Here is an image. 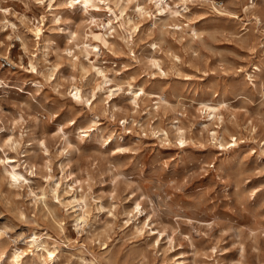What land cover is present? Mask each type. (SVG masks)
Segmentation results:
<instances>
[{"label": "rangeland", "instance_id": "obj_1", "mask_svg": "<svg viewBox=\"0 0 264 264\" xmlns=\"http://www.w3.org/2000/svg\"><path fill=\"white\" fill-rule=\"evenodd\" d=\"M23 1L4 5L43 18V32L16 18V33L0 32V158L28 178L16 188L0 164L1 248L16 239L20 264H46L25 243L36 233L55 251L47 264H264V0H165L108 33L81 9L60 5L57 23ZM84 43L101 47L88 56ZM130 82L166 101L136 107ZM201 100L223 102L222 120Z\"/></svg>", "mask_w": 264, "mask_h": 264}, {"label": "bare ground", "instance_id": "obj_2", "mask_svg": "<svg viewBox=\"0 0 264 264\" xmlns=\"http://www.w3.org/2000/svg\"><path fill=\"white\" fill-rule=\"evenodd\" d=\"M9 1H11L13 3V2H18L19 0H0V32H1V34L2 33L3 34L7 33V32L8 33H16L18 31L19 26L17 25V23L15 21H13V19H15V18L19 19L20 22L23 23V24H25L27 22L32 23L31 19L28 18V16H25L24 14H22L19 17L18 13L16 12V10L11 7L12 4L4 5L5 3H8ZM33 1H35L40 6H43L47 10V12H50V14L53 16V19L57 23H60L62 21V17H61V15H59L60 13L56 12L60 5H63L64 9H67V11H69V10L74 11V10H77V9H81L85 14H87L89 16V19L91 20V22L93 24H95L96 26H99L100 28L105 29L106 33H108L109 29H115V28H117V26L121 27V30L123 28L125 31H131V30H128V28H127V26H129L131 24V21H133L131 19V15L128 14V10H130V9H133L134 11H136L139 16L145 17L146 15H150L151 14L149 8H152L153 6H155L158 9V11H160V12L165 11L166 8L170 6V3L168 1H165V0H156L155 1V5L152 4V1H154V0H150V4H147V0H33ZM189 1L190 0H182L183 4L185 5V8H187V3ZM21 2H24V1L21 0ZM94 9L99 10V12L98 13H94L93 12ZM105 13L111 14V15H109L107 17V19H108L107 22H104V21L101 20V16L104 15ZM132 17H133V15H132ZM42 22H43V18H42L41 21L37 20L36 23L33 22L32 23V25H33L32 28L28 29V30H30V32H32L37 37V39H39L41 37L42 32H43L42 25H41ZM177 25H178V23H177ZM198 31L199 30L193 29L194 35L198 36L199 35ZM70 33H71L73 39L77 38L78 35H79V33H77V31H71ZM92 35L94 36V39H96L97 41H101V37H100L101 34L93 33ZM130 35H132V34H130ZM7 36H8L7 38H9V35H7ZM89 36H90L89 33H87L85 35V37H87V38ZM125 39H126V37H125ZM21 40H22V38H21ZM102 40H103V42L106 41V39L104 37L102 38ZM3 45H4V42L0 41V47L3 46ZM92 47L95 48V49H100L101 46L98 43H96L94 45H92V44L88 45L87 43H84L83 48H84V50H85V52L87 53L88 56H90V54L92 52L89 48H92ZM70 52H72V51L70 50ZM70 55H71V53H70ZM73 56H75V54H73ZM154 64L159 66V64L156 61H154ZM95 66H93V67L96 70V74L98 76L102 77V79H103L102 82L105 85L106 84L109 85L112 78L110 79L108 77L106 71L104 69H102L103 67L102 68H97ZM31 67L34 69L33 65ZM259 69L260 68L258 66H256V70H259ZM250 77H251V75H250ZM128 85H129V89H130L129 91H131V95H132L131 98L135 102L136 107H138L140 105L139 104V100L142 99V96H147L148 97V96L154 95L157 98L162 99L163 101H166L165 93H153L154 91L153 92L152 91L149 92L148 88L146 89L141 84H138V89L135 90L136 84H134L132 82H130ZM3 86H4V80L2 78H0V88H2ZM108 87H109V91L111 92L112 91V88H110L111 86L109 85ZM117 87H118L117 89L119 91L122 90L121 86L118 85ZM138 91L140 92V94H138ZM74 97L79 102L83 100V94L81 92L80 86H78V85H75ZM210 100H201L198 103L200 105V108H202V111L205 110V112L207 114V118L209 117L208 120H210L212 122L213 121H217V119L222 120V115L223 114H222V110L221 109H222V106H223V102L216 103V102H212ZM226 105H228V104H226ZM0 109H1V107H0ZM109 109H111V105H109ZM160 132H162V134L164 135V137L166 139H169V134H168L167 130L162 129ZM85 133H87V132H85ZM178 133H179L180 141L184 142L183 129L178 128ZM222 135H223V133H222ZM230 136L232 137L234 143L237 144L238 138L236 137V135L235 134H230ZM212 137H213L214 140H218L219 139V132L214 130L213 133H212ZM223 139H224V137L222 136V138L220 140V143H219L220 147L221 146L222 147L225 146V144L223 143ZM224 140H226V139H224ZM7 144H8V146L10 148L14 147L16 149L17 147L20 146L21 142L18 141V139L10 136L7 139ZM0 147H2V146L0 145ZM25 157H28V156H25ZM17 163H18V160L14 156L13 157L12 156H6L5 158H0V164L3 166L4 172L8 175L10 183L12 185H15L16 188H25L26 185L24 183L20 182V178H23L26 181L28 180V178L25 176V174H23L20 171H18L19 164H17ZM9 167H11V169ZM31 193H33V190H31ZM34 194H35V192H34ZM45 196H46L45 193H42L41 197L38 196L39 198H35V202L37 203L38 200L45 202V198H46ZM74 200H76V199H74ZM136 206H138L137 208H139V206H140V203L137 202V201H136ZM78 221L82 222L81 219H78ZM135 228H136V231L139 232V233L140 232L142 233V231L144 229V227L140 228L138 225H136ZM1 237H2V233L0 231V261L4 262L5 258L6 259L10 258L11 259V264H20L19 261L21 260V258L23 256V251H20L19 247L17 246V240L16 239L14 240L15 248H14L13 252L9 254L7 248H1ZM47 242H48L47 239H45V238L42 239V235H37L36 233H34L33 236L30 239H27L25 243L28 244L29 247L33 248V250H31V251H36L37 252L36 254L40 255L43 263L46 262V264H47V261L48 260H52L54 254H55V251L51 250L48 247V243ZM34 248H35V250H34ZM93 264H99V263H93Z\"/></svg>", "mask_w": 264, "mask_h": 264}]
</instances>
